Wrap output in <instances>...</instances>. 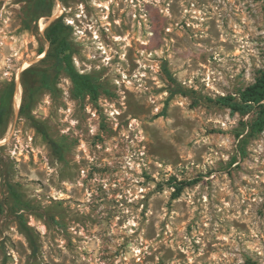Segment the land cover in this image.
<instances>
[{
    "label": "rangeland",
    "instance_id": "1",
    "mask_svg": "<svg viewBox=\"0 0 264 264\" xmlns=\"http://www.w3.org/2000/svg\"><path fill=\"white\" fill-rule=\"evenodd\" d=\"M35 4L0 0V264H264L258 108L217 103L264 70V0ZM56 13L96 99L38 58Z\"/></svg>",
    "mask_w": 264,
    "mask_h": 264
},
{
    "label": "trees",
    "instance_id": "2",
    "mask_svg": "<svg viewBox=\"0 0 264 264\" xmlns=\"http://www.w3.org/2000/svg\"><path fill=\"white\" fill-rule=\"evenodd\" d=\"M35 8L38 12H44L51 15L56 4V0H35ZM70 25L65 21L63 15L52 21L45 29V36L50 43V48L46 52L43 61H52L53 67L63 69L73 83V93L76 98H84L90 95L96 99L99 90L93 78L77 69L74 62L73 44L69 39ZM44 51L41 50L40 53ZM58 69V70H59ZM48 70H42L38 65L28 67L24 74L32 73L34 77L43 75ZM14 92L12 85L5 94L2 95V103L0 105V126L5 122L7 115V107L11 103ZM174 94V91L173 93ZM217 103L222 106L231 108L234 112L248 113L254 108H258V117L251 127L253 133L264 130V70L261 72L256 82L240 91L239 99L233 94L221 96ZM24 109V105L21 108ZM12 191L13 187L10 185ZM178 193L182 190V186H178ZM251 264H257L253 262Z\"/></svg>",
    "mask_w": 264,
    "mask_h": 264
},
{
    "label": "bare ground",
    "instance_id": "3",
    "mask_svg": "<svg viewBox=\"0 0 264 264\" xmlns=\"http://www.w3.org/2000/svg\"><path fill=\"white\" fill-rule=\"evenodd\" d=\"M58 16H59V14L56 13L55 15H53L52 17H50V20H53V19L57 18ZM50 20H49L48 22H46V23H42V24H41V29H42V31L45 30L46 27L49 25ZM43 56H45L44 53L41 54V55H39L38 58H41V57H43ZM37 60H38V59H37ZM24 64H25L24 67H28V66L30 65V63H29L28 61L25 62ZM19 84H20V83H19ZM18 98H19V96H18ZM19 103H20V102H19ZM0 141H1V140H0Z\"/></svg>",
    "mask_w": 264,
    "mask_h": 264
},
{
    "label": "water",
    "instance_id": "4",
    "mask_svg": "<svg viewBox=\"0 0 264 264\" xmlns=\"http://www.w3.org/2000/svg\"><path fill=\"white\" fill-rule=\"evenodd\" d=\"M54 20V19H53ZM53 20H50L49 25L52 23ZM41 54V53H40Z\"/></svg>",
    "mask_w": 264,
    "mask_h": 264
}]
</instances>
